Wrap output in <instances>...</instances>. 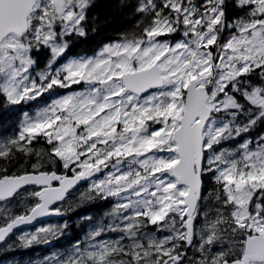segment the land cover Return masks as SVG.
Segmentation results:
<instances>
[{"label": "snow or ice", "instance_id": "snow-or-ice-1", "mask_svg": "<svg viewBox=\"0 0 264 264\" xmlns=\"http://www.w3.org/2000/svg\"><path fill=\"white\" fill-rule=\"evenodd\" d=\"M28 105L0 264H264V0H0V107Z\"/></svg>", "mask_w": 264, "mask_h": 264}, {"label": "trees", "instance_id": "trees-1", "mask_svg": "<svg viewBox=\"0 0 264 264\" xmlns=\"http://www.w3.org/2000/svg\"><path fill=\"white\" fill-rule=\"evenodd\" d=\"M98 3H103L104 0H97ZM98 39V37H92L90 38L88 41H85L83 45H81V48H83L84 50H87L92 43H94V41ZM35 105H28L25 107H21L19 111H15V112H12L10 114H6L3 110L2 107H0V135L3 134V127L2 125L5 123V122H10L12 124L15 123V121L19 118V115H20V112L24 111V110H31L32 108H34ZM258 130H261V129H258ZM101 210L99 208L98 205H84L83 207L77 209V211L73 214H70V219H74L76 218L77 216L81 215V214H86V213H94V212H97ZM72 231H73V234H76L79 229L77 228V226L75 224L72 225ZM57 247H59L60 245H56ZM18 253V254H17ZM21 254V255H24V258L22 257H18V255ZM32 256L30 254V251H26V252H15L11 255H9L8 259H16L18 261H23V260H26V259H30Z\"/></svg>", "mask_w": 264, "mask_h": 264}, {"label": "rangeland", "instance_id": "rangeland-1", "mask_svg": "<svg viewBox=\"0 0 264 264\" xmlns=\"http://www.w3.org/2000/svg\"><path fill=\"white\" fill-rule=\"evenodd\" d=\"M41 257H42V256H41ZM35 258H37V257H35ZM35 258H34V259H35Z\"/></svg>", "mask_w": 264, "mask_h": 264}]
</instances>
